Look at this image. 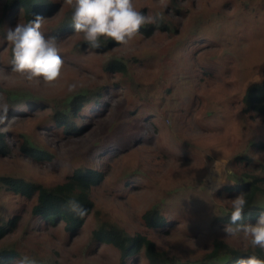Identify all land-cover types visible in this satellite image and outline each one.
<instances>
[{
    "label": "rangeland",
    "instance_id": "1",
    "mask_svg": "<svg viewBox=\"0 0 264 264\" xmlns=\"http://www.w3.org/2000/svg\"><path fill=\"white\" fill-rule=\"evenodd\" d=\"M133 2L137 10L160 14L173 31H156L151 37L140 34L127 46L113 44L103 50H89L85 45L82 53L76 48L79 41L84 42L82 35L60 39L62 74L50 85L28 83L13 73L6 41H0L3 92L45 102L78 90L109 87L102 99L105 115L91 122L83 119L87 126L82 135L67 136L46 122L40 124L46 115L41 106L32 108L37 109L33 116H28V109V115L11 114L0 123L14 133L17 143L13 155L0 159V175L47 186L60 184L84 167L105 176L92 191L94 214L85 218L73 239L65 233L64 224L46 228L32 217L29 203L0 188V222L15 214L22 218L0 243V250H15L21 257L34 258L36 264H122L117 249L92 243L94 229L103 223L130 235L148 236L161 249L181 246L197 256L211 251L216 236L247 248L240 238L226 237L224 227L213 226V219L219 207L231 205L223 194L218 195L224 185L234 183L230 159L249 140L264 137L261 119L242 114L244 91L264 79V0ZM50 25L44 24L42 30ZM114 57L127 60L128 81L115 73L105 75L103 65ZM130 81L154 83L155 91H162L160 85L166 81L173 94L146 103V120H139L127 111L133 106L127 102L133 95L124 84ZM71 85L75 88L69 90ZM0 104H4L1 97ZM17 133L33 135L53 160L29 158L20 149ZM187 152L191 154L186 159ZM215 161L222 168L226 163L230 173L219 187ZM132 176L138 180L128 181ZM161 201L171 224L164 231L148 229L142 216ZM125 264L149 261L141 251Z\"/></svg>",
    "mask_w": 264,
    "mask_h": 264
},
{
    "label": "trees",
    "instance_id": "2",
    "mask_svg": "<svg viewBox=\"0 0 264 264\" xmlns=\"http://www.w3.org/2000/svg\"><path fill=\"white\" fill-rule=\"evenodd\" d=\"M0 7L2 8L0 16L1 42L6 41L8 29L14 28L18 23H27L35 19L36 16H41L44 19L42 28H44V24L52 22V25L44 31L41 28L46 37L56 36L59 41L77 36L71 24L73 9L71 6L63 4V0H0ZM138 11L148 13L146 9H138ZM156 31L169 33L173 29L163 19L158 26L151 24L143 26L138 35L144 34L146 37H151ZM101 44V48L96 50L108 49L116 43L102 39ZM85 45H87L85 42L79 41L76 48L82 53ZM116 45L118 46V44ZM6 47L12 61V49L7 41ZM103 71L108 77L114 73L117 76H122L125 82L130 76L127 60L119 57H114L109 62L104 63ZM124 85L133 95L127 100L129 105H133L127 111H129L130 116L139 120H146L144 116L148 114L143 111L146 103H152L157 98L163 100V94L165 98L173 94L171 86L165 87L166 81L160 85L163 88L162 91H155L154 83L140 84L130 81ZM108 89L109 87H95L89 90H78L64 98L46 99L45 102H40L39 97L13 95L10 92H3L0 88V97L9 108L7 117L11 114L18 117L28 115V109L30 111L28 116H33L37 109L32 108L41 106L42 110L46 111V115L42 117L40 124L46 122L47 126H52L57 132L67 136H75L85 133L83 127L87 125L83 124V119H88L91 122L94 118L105 115L107 106L103 100L106 97L105 91ZM242 104V114L245 117L255 115L261 119L264 125V79L247 87L242 96ZM44 106L48 107V110H45ZM15 136L19 140L21 151L29 158L43 162L53 160L50 153L43 150L33 135L17 133ZM13 140L14 133L11 130H4L0 126V159L8 158L14 154L17 143H14ZM190 154L191 152H187L184 158L187 159ZM229 162L233 170L231 175L234 183L224 185L218 195L223 194L224 199L231 201L241 193L247 194L248 207L244 212L242 223L255 225L261 212L258 205H264V137L249 140L245 147L237 152ZM104 179L105 176L102 171L84 167L74 170L60 184L51 186L24 177L0 175V188L7 189L13 195L29 203L32 217L35 220H40L46 228L64 224L65 233L73 239L75 235H78V230L83 227L85 218L94 214L95 205L92 200V191L100 186ZM131 180L135 182L138 178L132 176L128 181ZM72 198L87 210L83 217L65 207L66 201ZM163 204L164 201L157 202L143 214L142 221L148 229H163L171 224L168 216L163 214ZM230 211L231 205L227 208L219 207L214 215L213 226L225 227L230 220ZM21 219L15 214L6 221L0 222V243L5 241L8 235L17 228ZM92 241L100 247L112 246L117 249L122 264L130 260L133 254H139L141 251L144 252L149 264H237L239 259L248 258L251 255L264 259V249L252 248L251 246L241 249L220 236H216L213 240L211 251L200 256L193 255L181 246L161 249L148 236L143 234L130 235L125 230L109 223H103L94 229ZM21 259L22 257L15 250H0V264H19Z\"/></svg>",
    "mask_w": 264,
    "mask_h": 264
},
{
    "label": "clouds",
    "instance_id": "3",
    "mask_svg": "<svg viewBox=\"0 0 264 264\" xmlns=\"http://www.w3.org/2000/svg\"><path fill=\"white\" fill-rule=\"evenodd\" d=\"M163 3V0H161ZM71 6V24L74 33L82 35L89 49L101 48V40L113 41L127 46L145 25H159L163 20L160 14L151 15L138 11L133 0H63ZM43 18L36 16L27 23H18L6 34V41L12 49L11 71L23 81L32 83L42 81L45 85L56 82L62 74L64 61L60 55L58 38L45 36L41 31ZM75 88L71 85L69 90ZM9 108L0 104V123L7 119ZM218 161L213 163V171L220 175L217 186H222L226 175L230 174ZM258 222L242 223L244 212L248 207L247 194L241 193L231 200L230 220L222 229L226 237L240 238L245 247L264 249V205ZM65 207L83 217L84 209L74 198L65 203ZM19 264H36L34 258L22 257ZM237 264H264V259L255 255L241 258Z\"/></svg>",
    "mask_w": 264,
    "mask_h": 264
}]
</instances>
